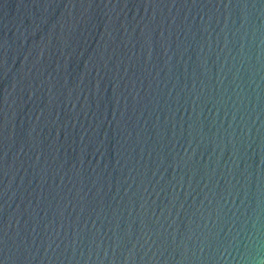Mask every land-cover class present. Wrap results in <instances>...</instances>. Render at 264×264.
Returning <instances> with one entry per match:
<instances>
[{"label":"water","instance_id":"95a60500","mask_svg":"<svg viewBox=\"0 0 264 264\" xmlns=\"http://www.w3.org/2000/svg\"><path fill=\"white\" fill-rule=\"evenodd\" d=\"M0 264H264V0H0Z\"/></svg>","mask_w":264,"mask_h":264}]
</instances>
